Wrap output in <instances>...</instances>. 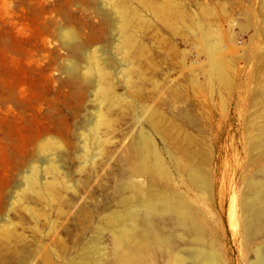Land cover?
Returning <instances> with one entry per match:
<instances>
[{
	"label": "rangeland",
	"instance_id": "1",
	"mask_svg": "<svg viewBox=\"0 0 264 264\" xmlns=\"http://www.w3.org/2000/svg\"><path fill=\"white\" fill-rule=\"evenodd\" d=\"M142 3L141 42L122 52L98 23L101 0H0V264H116L115 218L136 198L184 199L219 264H250L264 247V224L248 229L243 209L249 183L264 182V0ZM50 17L82 51L62 46ZM140 129L165 176L134 170ZM156 216L172 243L188 239L170 212ZM156 248L131 264H170Z\"/></svg>",
	"mask_w": 264,
	"mask_h": 264
},
{
	"label": "bare ground",
	"instance_id": "2",
	"mask_svg": "<svg viewBox=\"0 0 264 264\" xmlns=\"http://www.w3.org/2000/svg\"><path fill=\"white\" fill-rule=\"evenodd\" d=\"M88 1L90 6L93 0ZM101 3L98 10L100 16L98 17V23L100 26H103V34L106 32V29L109 28L111 31L110 34L117 36L118 39L114 49L116 51L126 52L135 48L137 44L141 42L143 34L141 32L144 21L142 15V0H101ZM132 3H135V6L132 7ZM59 22L60 21H58L56 17H50L47 23L49 26L54 27V30L58 31L57 35L59 36L62 46L68 50L82 51V47L76 43L77 35L75 32L71 29L62 28L58 24ZM200 40L208 57H212L213 53L217 52L219 49L218 44L212 42L205 33L201 34ZM90 60H93L92 55L88 56L86 72L90 74L91 71L94 70L99 75L98 72H100V68L98 70L96 63H90ZM209 67V78L211 79V76L214 75L222 80V67L220 64H218L217 61H212ZM67 69L70 72H75L77 70L76 63L71 61ZM107 90L108 88L97 86L96 91H102L103 95H105ZM133 143L134 156L136 159L134 170L137 174L143 172H158L163 176L167 174L163 167L159 152L154 148L151 137L146 134L143 129H140L135 135ZM200 171V169L190 170L188 176L192 182L196 184L197 182H201V187L204 189L207 185L203 181L204 179ZM34 175V171L31 170L27 178L25 177L26 182L24 183L26 188L32 189ZM257 183L258 182L249 183L250 187L253 188L251 190L254 191L251 193V196H249L247 204L243 206L248 219L246 224L250 230H256L264 224V182ZM130 188L140 192V190H138V185L132 183L130 184ZM175 195L178 196L176 193ZM128 200L132 199L128 198ZM188 207L189 206L185 204V200L180 196L172 201L162 198H157L155 200L136 198L134 201H131L126 210L115 218L117 219L115 223H117L119 231L118 234L114 236L116 244L114 245L116 246L114 252L118 251L119 247L123 250V255L122 252H120L121 255L118 253L116 255L115 253L116 264H131L133 259L141 258L146 250L148 251L153 247L173 251L170 264H219V256L217 249L215 250L214 248L215 241L210 230L206 228L204 221L199 219ZM163 211H168L174 216L175 221L173 222H175V224L177 223V228L178 225L186 227L187 230L185 229V232H187L186 235L188 237H185V239H188L182 244V240L180 242L179 239L182 237L181 234L180 236L176 235L179 237L172 243L168 235L164 234L160 227L157 226L155 216L160 215ZM183 235L185 236V234ZM182 238L184 240V237ZM123 243L124 245H126V243L128 245L124 247ZM181 245H183V247H180ZM249 263L264 264V247H258L254 250V261H250Z\"/></svg>",
	"mask_w": 264,
	"mask_h": 264
}]
</instances>
